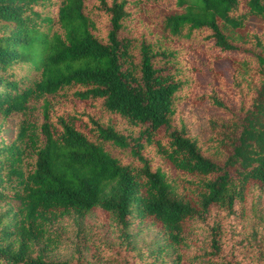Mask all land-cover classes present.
I'll use <instances>...</instances> for the list:
<instances>
[{"label":"trees","instance_id":"16d2710c","mask_svg":"<svg viewBox=\"0 0 264 264\" xmlns=\"http://www.w3.org/2000/svg\"><path fill=\"white\" fill-rule=\"evenodd\" d=\"M263 194L264 0H0V264H264Z\"/></svg>","mask_w":264,"mask_h":264},{"label":"rangeland","instance_id":"374dc122","mask_svg":"<svg viewBox=\"0 0 264 264\" xmlns=\"http://www.w3.org/2000/svg\"><path fill=\"white\" fill-rule=\"evenodd\" d=\"M199 38V33L196 36L195 39ZM18 72V71H17ZM224 77V76H223ZM198 85V86H196ZM203 86V87H201ZM193 87V86H192ZM206 88V86H204V82L202 80H198L197 82H195V92L198 93L199 91H201L202 89L204 90ZM183 113L182 116L183 117H187L186 114L188 115V117L194 119V129L200 133H202L201 135H204V120L206 118V115L208 114V112L206 111L205 108H202L201 106H194L193 103L190 102V99H187L184 103H183ZM181 109V108H179ZM248 207H249V211L250 213H248L247 216V224L251 225L254 222V216L256 215H261V219L263 221L264 224V194L262 196L258 197V203H257V208L259 209V211H255L254 208L252 207L253 204L251 202V199L248 197ZM252 205V206H251ZM99 213L96 211L94 212V214H90V215H86L84 218H82L80 221V224L83 225L84 229H92V230H97L99 229L98 226V222H99ZM74 215H70L68 217H64L58 224L57 227H59L62 235L64 236L63 239V247L62 244L61 245V250L54 252L53 253V257L54 258H63L65 257V255L69 254L70 251V246L72 244L73 238H74V234H75V229H76V225L74 223ZM79 220V219H78ZM247 225V226H248ZM249 227V226H248ZM249 231L251 230V228H247ZM152 232H154V230L151 229H145V231H143L140 235L143 236L145 235V238H148L152 235ZM253 234H250L251 240L254 241L255 238L252 237Z\"/></svg>","mask_w":264,"mask_h":264}]
</instances>
